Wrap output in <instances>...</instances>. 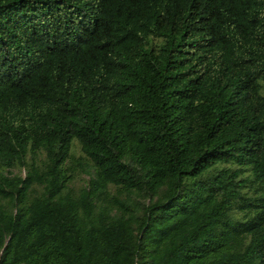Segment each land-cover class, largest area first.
<instances>
[{
	"label": "trees",
	"instance_id": "1",
	"mask_svg": "<svg viewBox=\"0 0 264 264\" xmlns=\"http://www.w3.org/2000/svg\"><path fill=\"white\" fill-rule=\"evenodd\" d=\"M0 264H264V0H0Z\"/></svg>",
	"mask_w": 264,
	"mask_h": 264
},
{
	"label": "rangeland",
	"instance_id": "2",
	"mask_svg": "<svg viewBox=\"0 0 264 264\" xmlns=\"http://www.w3.org/2000/svg\"><path fill=\"white\" fill-rule=\"evenodd\" d=\"M75 149H76L75 152L78 154L79 153L78 147L76 146ZM22 173H24V171H22ZM80 178L81 179L78 181L77 185H79V184L84 185L86 183L87 179L89 178V175L83 173V174H81Z\"/></svg>",
	"mask_w": 264,
	"mask_h": 264
}]
</instances>
